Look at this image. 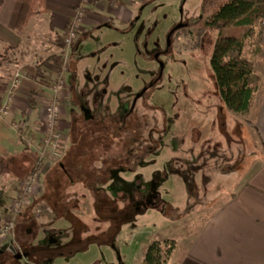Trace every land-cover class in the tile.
Returning a JSON list of instances; mask_svg holds the SVG:
<instances>
[{
    "label": "rangeland",
    "instance_id": "374dc122",
    "mask_svg": "<svg viewBox=\"0 0 264 264\" xmlns=\"http://www.w3.org/2000/svg\"><path fill=\"white\" fill-rule=\"evenodd\" d=\"M202 2L186 0L184 23H193L200 16ZM141 3H148L150 7L142 14L137 7L133 15V23L139 26V39L135 40L133 33L124 35L120 34L123 32L117 33L107 28H95L82 37V47L84 50L87 47L90 49L86 51V58L92 59L91 62L96 66H87L81 73L73 68L69 75L76 96L80 88L78 82L99 81L100 85H105L107 96L103 92L97 97L92 96L97 100L95 108L98 107L104 117L108 116V112L116 117L119 113L128 112L134 94L149 83L154 70L158 71L153 60L141 52L147 44L149 50L156 43L165 48L167 34L181 19L179 9L183 0H142ZM91 4H87L86 15ZM71 17L72 14L69 20ZM66 26L57 37L58 45H50L46 52L58 57L55 63L57 70L63 60L62 40L67 31ZM259 30L258 24L256 34L245 41V55L248 58L255 54L257 48H264L259 43ZM217 38V32L208 33L201 46L197 47L192 25L174 34L171 57L164 58L167 68L163 82L144 102L137 104L136 117L126 125L125 130L120 131L115 124L104 129L103 126L110 123L111 117L108 116L105 118L107 122L81 126L75 131L76 135L64 140V157L69 165L67 172L81 186L93 183L96 193L93 194L90 189L84 190H89L93 196L97 195L104 204L102 213L106 221L103 224L111 225V219L119 221L117 232L113 230L109 234L103 231L102 214L95 208L99 200L94 201L95 211L92 212L93 203L90 199L85 203L82 213L87 214L92 236L89 235L83 242L79 241L81 244L78 245L79 249L87 250L83 253L66 252L72 250L71 244L67 243L71 235L65 231L66 222L56 218L47 219V215L52 212L46 210L44 214L43 210L38 214L39 207L34 206L31 208L33 215L20 223L26 211L25 206L17 218L16 231L20 224L24 229L20 234L15 231L14 238L22 250L29 248L34 254L44 255L42 264H141L147 248L145 245L155 238L170 240L178 251L184 248L190 233L197 231V223L192 220L198 221L199 218L192 216L193 219H190L188 214L210 201L211 208L215 197H221L233 182L236 185L238 175L245 172L260 150L258 134L248 115L235 114L225 108L221 101L210 63ZM30 56L33 58L37 55ZM13 58L6 56L0 63V96L14 83L11 77L16 75L18 68ZM72 62L75 65V60ZM57 70L51 86L55 83ZM66 95L65 91L64 98ZM89 97L90 101L92 98ZM81 103L89 110L85 100H81ZM68 110L64 115L69 113ZM120 121L117 120L118 123ZM74 141L83 145L72 144L71 147ZM149 147L153 151H148ZM104 156L107 157L105 162L114 165L111 168L105 165L102 173L98 169L104 165L97 160ZM128 156L133 159L130 163L127 162ZM118 163L123 165L120 170L115 168ZM152 193L157 194L158 198L154 203L145 198V207L142 197ZM73 199H53V202L59 204L60 211H69ZM113 200L118 201L116 209L122 212H115L111 204ZM124 227L130 229L123 231ZM133 231L139 232L135 238ZM164 248L167 250L168 246ZM27 252L31 255L22 264H34L38 255L34 256L29 250ZM55 253L57 259L50 263L46 261ZM16 263L10 255L0 257V264Z\"/></svg>",
    "mask_w": 264,
    "mask_h": 264
},
{
    "label": "crops",
    "instance_id": "0c3cea01",
    "mask_svg": "<svg viewBox=\"0 0 264 264\" xmlns=\"http://www.w3.org/2000/svg\"><path fill=\"white\" fill-rule=\"evenodd\" d=\"M79 1L44 0L46 11L33 17L24 31L19 33L20 2L0 0V63L2 58L14 56L13 63L18 69L11 78L13 82H19L11 113L0 123V225L10 217V209L20 187L37 161V146L44 136L45 108L52 95L50 89L58 59L46 52L50 45H58L57 37L65 29ZM116 2L117 6H114V0H93L88 13L108 24L117 19L127 29L142 0ZM93 27V24L89 26ZM43 48L47 50L42 51ZM34 54L37 56L32 58L30 55ZM43 56L44 59L40 61ZM243 57L254 63L255 74L259 78V87L247 115L258 134L260 150L245 172L238 175L236 185L233 182L221 197H215L211 208L210 201L188 214L190 219L199 216L198 221L192 220L197 223V231L190 233L182 250L178 251L174 244L166 264H264V48L248 58L244 47ZM10 89L0 96V108ZM60 129L67 138L72 136L69 113L62 118ZM68 166L66 156L45 166L37 193L23 212L20 223L33 215L31 208L34 206L42 208L44 214L48 210L52 214L47 215V219L56 218L66 222L65 231L71 235L67 243L72 247L66 252L83 253L87 248L79 249V241L83 242L92 234V227L87 214L84 215L82 211L90 199L93 203L91 211H95V199L89 190H84L89 189L88 185H83L84 188L72 179L67 172ZM85 184L88 183L85 181ZM68 197L74 198L69 211H60L59 204L53 199ZM41 218L45 219L44 216ZM103 225V231L108 232L111 225ZM138 233H133L134 238ZM13 234L6 244L16 237ZM167 241L155 238L145 246ZM63 254H60L61 257Z\"/></svg>",
    "mask_w": 264,
    "mask_h": 264
},
{
    "label": "trees",
    "instance_id": "16d2710c",
    "mask_svg": "<svg viewBox=\"0 0 264 264\" xmlns=\"http://www.w3.org/2000/svg\"><path fill=\"white\" fill-rule=\"evenodd\" d=\"M17 1L21 4L17 31L21 33L34 16L44 13L46 10L44 0ZM258 24L260 26L259 43L264 45V0H203L200 17L195 22L197 47L201 46L208 33H218L211 55V68L223 106L238 115L249 113L252 99L259 87V78L255 74L254 63L243 57L245 41L256 34ZM259 50L260 48H257L255 52L258 53ZM117 143L119 144L118 141ZM80 144L82 143L80 142ZM120 147L123 148L121 145ZM66 153L68 155L69 151ZM106 158L104 156L97 160L104 165L98 169L99 172L103 173L105 165L109 168L113 167L114 164L105 162ZM119 158L120 156L118 161ZM128 158L127 162L130 163L133 159L131 156ZM122 167L123 165L119 163L115 165L118 170ZM92 184L88 186L94 194L96 189L94 186L92 187ZM93 197L95 200H99L95 208L98 213L102 214L101 222L106 221V217L102 213L104 204L101 203L97 195ZM111 204L114 205L115 212L123 211L116 209L118 207L117 200L111 201ZM119 225L118 220L111 219L108 233L110 234L113 230L116 233ZM165 246H168L167 250H164ZM173 246L174 243L170 241L154 242L145 249L143 264H166Z\"/></svg>",
    "mask_w": 264,
    "mask_h": 264
},
{
    "label": "flooded vegetation",
    "instance_id": "af4514ba",
    "mask_svg": "<svg viewBox=\"0 0 264 264\" xmlns=\"http://www.w3.org/2000/svg\"><path fill=\"white\" fill-rule=\"evenodd\" d=\"M114 2H115L114 6H117L116 0H114ZM185 2H186V0H183V5L179 9V13L181 15L180 22L167 34L165 48L159 47L158 44L156 43V45L151 50H149V47L147 44L146 47L141 52L143 54V56L145 54L148 58L153 60L154 64L158 66V71L154 70L155 73L154 72L151 73V75H153V77L150 81H148L149 83L147 85L143 86L139 91H137L134 94L132 105L129 108L128 112H125L124 114L119 113L118 117L121 116L120 119H118V117H116V115H113V113H110V112L107 113L109 116V117L108 116L107 117L108 118L111 117V119L109 120L110 123L108 126H105V125L103 126V127H105L104 129H106V128L108 129L110 126L115 124L116 126L119 127V130H125L126 125H128V123L134 121V118L136 117L135 108H136L137 104L140 101L144 102L150 96V94L155 90V88H157L161 84V82H163V79L165 77L166 68H167V65H166V62L164 61V58L168 59V57H171V54H172L171 48H172V42H173L172 38H173L174 34L181 33L186 29V27H188L189 25L190 26L192 25L193 30H194V35H195V22L198 20V18L200 16L195 21H193V23H189V22L184 23L183 20H184V4H185ZM148 3H145V4L141 3L140 5H142V6L138 5V7H139L138 11L141 14L143 12L145 13L147 11V9L150 7V5H149L150 3L149 4ZM200 14H201V7H200ZM140 16H139V18H141ZM132 20H133V18L128 23V27L126 29V25L123 24L122 22L118 21L117 19L113 20L112 23L108 24V23L101 21L98 18L93 17L92 15H89V13H88L86 20L84 21V24L82 25V28L79 30L77 37H76V40H75V44H74L73 49H72L68 71L66 72V92H67L66 96L67 97H65L63 99L64 112L66 111V109L70 110V111L69 110L68 111H69V114L71 116V127H72L71 133H72V135H76L75 131H77L79 129V127H81V126L87 127L90 123L100 122V121L107 122V120H106L107 117H104L103 114H101L102 112L99 109H97L98 107L95 108L97 100L92 98V96L97 97V96H99V94H103V93H105L104 96H107L108 92H106L105 85H100L98 83L99 81L89 82V83L86 82V83H82V84H81V82H78L77 85L80 88H79V92L77 94L78 96H76V94L72 91V86L70 85V82H69V79H70L69 75L73 71V68L75 69L76 72L81 73V70L87 69V66L89 68L91 67V65L96 66V64H93V62H91L92 59L89 60L86 58V56H87L86 51H87L88 47L85 45L87 47V49H85V50L83 49L82 37L85 36L86 34L92 32V31H94L95 28L99 27L102 29L107 28L108 30H109V28H112L113 29L112 31H115L117 33L123 32L120 34H124V35H126V34L129 35L130 33H133L135 40H138L139 39V35H138L139 34L138 33L139 26H138V23L137 24L133 23ZM91 24L94 25L93 28H89V26ZM137 26H138V28H137ZM179 26H181V27L179 29H177L171 35L170 40H169L168 38H169L170 33ZM102 29H100V30H102ZM141 29H142V27H141ZM151 32H152V30H151ZM195 38H196V36H195ZM169 41H170V43H169ZM88 51H90V49H88ZM169 54H170V56H168ZM93 57L94 56H92V58ZM73 60H75V65H73V62H72ZM93 61H95V60H93ZM75 80H76V76L73 78V82ZM84 81H85V78H84ZM138 95H141V96L138 98ZM89 96H91V98H92L90 101L88 100L90 98ZM81 100H85L86 105H89V107H90L89 110H87L88 108L86 106L82 105L83 103H81ZM120 102L121 101L119 100V103ZM117 120L118 121L121 120L120 123H118ZM64 136L67 139V136L65 134H64ZM78 144H80V142L79 143H76V142L73 143V145H75V146H77ZM147 150L151 152V150L153 151V148L149 147ZM98 183L100 184L101 182L98 181ZM140 198H141V196L139 197V199ZM145 198L153 200V203H154L155 199L158 198V195L157 194L153 195V193H152V195L150 194V195L145 196L144 198L142 197V202L144 203V206L146 207L147 204L145 202L146 201ZM23 227L24 226L20 224L18 226V231H16V228H15L13 233L16 234V232H17L20 234V231L24 229ZM27 250H29L34 256L38 255V254H34L32 252V250H30L29 248L26 250H22L21 247L16 242V240L13 239V240H11V242H9V244L4 245L0 249V257L10 255V257H13L14 260H16L18 262L16 264H20V263L22 264L23 262L26 263L27 258L30 257V255H31V254H28ZM56 253H55V255L53 254L51 257L47 258L48 260H46V261H48L50 263L53 259H57ZM58 255H60V254H58ZM43 257H44V255H38V257L34 261L35 262L34 264H42ZM44 262H45V260H44Z\"/></svg>",
    "mask_w": 264,
    "mask_h": 264
},
{
    "label": "built area",
    "instance_id": "2783aa9c",
    "mask_svg": "<svg viewBox=\"0 0 264 264\" xmlns=\"http://www.w3.org/2000/svg\"><path fill=\"white\" fill-rule=\"evenodd\" d=\"M91 2L92 0H80L78 5L73 9L72 17L67 23V31L62 40L64 49V54L62 55L63 60L57 70L55 83L51 86L52 95L50 101L45 108L43 120L44 136L37 146V161L20 187L10 209L9 219L6 223L0 225V249L6 245V241L14 232L17 225V218L22 209L29 205L36 195L45 166L52 161L55 162L64 157L66 149L64 140L66 138L60 129V122L64 115L63 99L66 91V72L68 71L69 58L71 57L77 34L87 17V4ZM18 89L19 82L16 80L0 109V123L11 113L15 92ZM21 129L24 130L23 127ZM37 211L38 214H41L43 209L39 208Z\"/></svg>",
    "mask_w": 264,
    "mask_h": 264
},
{
    "label": "water",
    "instance_id": "95a60500",
    "mask_svg": "<svg viewBox=\"0 0 264 264\" xmlns=\"http://www.w3.org/2000/svg\"><path fill=\"white\" fill-rule=\"evenodd\" d=\"M181 26H179V27H177L176 29H174L171 33H170V35H169V40H170V37H171V35L177 30V29H179ZM169 43H170V41H169ZM142 95V94H141ZM141 95H138V98L141 96Z\"/></svg>",
    "mask_w": 264,
    "mask_h": 264
}]
</instances>
